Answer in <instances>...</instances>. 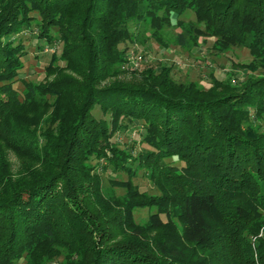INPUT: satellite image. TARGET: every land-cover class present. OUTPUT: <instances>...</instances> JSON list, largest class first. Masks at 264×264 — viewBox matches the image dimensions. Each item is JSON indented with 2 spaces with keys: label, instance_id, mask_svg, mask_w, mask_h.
<instances>
[{
  "label": "trees",
  "instance_id": "1",
  "mask_svg": "<svg viewBox=\"0 0 264 264\" xmlns=\"http://www.w3.org/2000/svg\"><path fill=\"white\" fill-rule=\"evenodd\" d=\"M187 9L204 25L196 36L248 49L254 67L236 91L176 83L170 70L108 81L132 24L159 28ZM26 29L62 43L45 69L63 74L19 77ZM134 121L136 154L112 140ZM6 149L28 167L11 172ZM136 166L155 193L131 180ZM142 208L161 233L134 224ZM263 211L264 0H0V264H264V240L258 260L251 247Z\"/></svg>",
  "mask_w": 264,
  "mask_h": 264
},
{
  "label": "rangeland",
  "instance_id": "2",
  "mask_svg": "<svg viewBox=\"0 0 264 264\" xmlns=\"http://www.w3.org/2000/svg\"><path fill=\"white\" fill-rule=\"evenodd\" d=\"M194 26L203 28L204 25L196 21L195 14L191 9H187L181 14L172 13L170 22L159 28L136 27L132 24L130 29L134 35L131 39H127L125 44L127 46L126 60L120 66L119 72L109 77L108 81L116 80L123 83L140 84L146 74L170 70V76L175 79L176 83L193 81L196 87L201 90L214 86L213 88L217 89V94L236 91L235 87L240 85V82L248 75V71L254 67L248 49L243 46L220 49L213 45L212 37L196 36L193 32ZM35 33L36 30L29 31L27 29L20 33L22 37L26 38L24 44L26 53L22 58L23 67L19 71V77L33 83H43L53 79L55 74H63V70H61L62 72L56 70L49 72L45 69L51 55L60 53L62 43L57 42L53 46H47L45 42H42L43 39L36 37ZM133 60L136 63L132 64ZM64 65V62L59 63V66L63 67ZM69 70L65 69L64 73L74 74ZM255 74L261 76L263 72L260 69L255 71ZM21 86V83H18V87L21 88ZM93 115L96 118L101 117L99 107H95ZM140 129L138 121H134V124H129L126 129L115 132L112 140H119L121 145L131 148L133 154H136L144 148V144L140 142ZM3 158L7 168L16 174L20 172L21 166L28 167L30 163L27 158H20L9 149L5 150ZM24 161L25 165H22ZM134 170L136 174L131 180L139 187V190L155 193V188L143 176L139 166H136ZM110 173H101L105 187H109L107 176ZM115 175L122 179L128 178L124 172ZM112 190L117 196L122 194V190L119 188L114 187ZM153 211L154 208L136 209L133 213V222L144 228L145 232L157 235L162 232V227L148 228L147 226V216ZM163 219L166 220L165 216ZM262 220L258 231L251 236L252 255L255 260H258V256L254 243L260 238L264 240V211ZM173 221L180 230L181 225L178 220L173 219ZM14 264H24V260L20 259Z\"/></svg>",
  "mask_w": 264,
  "mask_h": 264
},
{
  "label": "built area",
  "instance_id": "3",
  "mask_svg": "<svg viewBox=\"0 0 264 264\" xmlns=\"http://www.w3.org/2000/svg\"><path fill=\"white\" fill-rule=\"evenodd\" d=\"M132 64L136 63L134 60L131 62Z\"/></svg>",
  "mask_w": 264,
  "mask_h": 264
}]
</instances>
